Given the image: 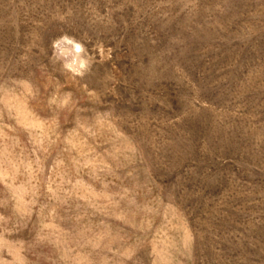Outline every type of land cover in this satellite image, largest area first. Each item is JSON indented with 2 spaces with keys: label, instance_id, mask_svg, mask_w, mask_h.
Segmentation results:
<instances>
[{
  "label": "rangeland",
  "instance_id": "rangeland-1",
  "mask_svg": "<svg viewBox=\"0 0 264 264\" xmlns=\"http://www.w3.org/2000/svg\"><path fill=\"white\" fill-rule=\"evenodd\" d=\"M0 264H264V0H0Z\"/></svg>",
  "mask_w": 264,
  "mask_h": 264
}]
</instances>
